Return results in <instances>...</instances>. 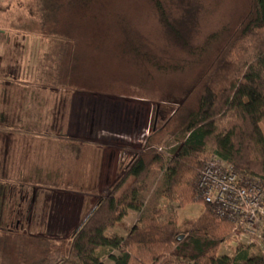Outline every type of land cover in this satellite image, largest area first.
<instances>
[{
    "label": "trees",
    "instance_id": "16d2710c",
    "mask_svg": "<svg viewBox=\"0 0 264 264\" xmlns=\"http://www.w3.org/2000/svg\"><path fill=\"white\" fill-rule=\"evenodd\" d=\"M24 1L41 36L57 41L53 67L46 68L55 86L148 99L155 113L163 109L175 118L179 146L167 155L149 136L106 195L92 203L85 198L82 218L65 238L0 227V264H264V252L253 253L254 246L236 245L230 260L217 254L232 226L213 214L196 187L211 155L239 176L264 181V0H247L236 29L210 33L199 47L152 0L169 39L197 66L188 79L164 85L147 72L159 77L178 68L161 64L129 29L126 10L136 0H14ZM50 186L77 191L72 182ZM162 201L177 205L163 208ZM198 202L201 215L178 220L177 209ZM130 211L139 216L126 237L106 236Z\"/></svg>",
    "mask_w": 264,
    "mask_h": 264
},
{
    "label": "rangeland",
    "instance_id": "374dc122",
    "mask_svg": "<svg viewBox=\"0 0 264 264\" xmlns=\"http://www.w3.org/2000/svg\"><path fill=\"white\" fill-rule=\"evenodd\" d=\"M7 1L8 10L0 11V112L5 114V127L0 126V181L7 179L6 188L0 187V227L17 224L26 232L31 227L40 235L66 236L56 224L59 210L52 208L51 199L57 189L50 184L72 182L88 202H95L108 193L123 166L144 150L149 136L163 153L173 155L179 146L173 136L177 124L165 110L155 113L148 99L55 86L46 68L53 67L57 41L41 36L29 15V3L0 0V5ZM159 1L171 24L186 32L195 47L210 33L236 29L248 5L247 0ZM155 7L152 0H136L126 10L129 29L161 64L178 70L159 77L153 70L147 74L159 85L188 79L196 61L169 39ZM30 178L36 179L29 182ZM176 205L161 203L163 208ZM203 211L198 202L176 213L181 221L194 220ZM125 225L105 235L124 234ZM238 244L247 246L230 235L217 254L230 260ZM256 250L254 246L251 251ZM104 263L111 264L108 259Z\"/></svg>",
    "mask_w": 264,
    "mask_h": 264
},
{
    "label": "built area",
    "instance_id": "2783aa9c",
    "mask_svg": "<svg viewBox=\"0 0 264 264\" xmlns=\"http://www.w3.org/2000/svg\"><path fill=\"white\" fill-rule=\"evenodd\" d=\"M196 187L213 214L232 226L240 243L264 250V181L239 176L233 167L211 156Z\"/></svg>",
    "mask_w": 264,
    "mask_h": 264
},
{
    "label": "crops",
    "instance_id": "0c3cea01",
    "mask_svg": "<svg viewBox=\"0 0 264 264\" xmlns=\"http://www.w3.org/2000/svg\"><path fill=\"white\" fill-rule=\"evenodd\" d=\"M54 192L56 193L53 194L54 197L51 199V206L52 208L56 207L59 210V215L57 216L59 222H56V224L63 227L60 231L63 235H66L62 236L60 233L56 232L60 236L55 238H65L77 227L82 218L85 196H83L80 192L73 190L57 189ZM138 216V213L130 211L127 216L110 229H114V227H118V225L124 226L126 224L125 227L128 229L124 232V234L116 233L119 237H126L129 230L136 224ZM108 236H110V233Z\"/></svg>",
    "mask_w": 264,
    "mask_h": 264
}]
</instances>
